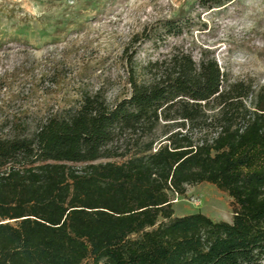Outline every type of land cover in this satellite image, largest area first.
Masks as SVG:
<instances>
[{"label":"trees","instance_id":"obj_1","mask_svg":"<svg viewBox=\"0 0 264 264\" xmlns=\"http://www.w3.org/2000/svg\"><path fill=\"white\" fill-rule=\"evenodd\" d=\"M148 68L113 105L85 94L31 136L0 137V264H264V85L229 82L207 53ZM203 182L232 197L231 221L175 215L172 194Z\"/></svg>","mask_w":264,"mask_h":264},{"label":"rangeland","instance_id":"obj_2","mask_svg":"<svg viewBox=\"0 0 264 264\" xmlns=\"http://www.w3.org/2000/svg\"><path fill=\"white\" fill-rule=\"evenodd\" d=\"M203 1L0 0V137L31 136L48 117L77 109L85 94L100 93L113 105L129 96L132 71L138 81H148L149 63L177 51L197 62L207 53L229 82L246 81L259 90L264 0ZM170 19L183 25L181 33L165 31ZM164 131L159 126L143 140L159 142ZM215 131L214 124L203 125L194 135L211 137ZM172 198L175 215L233 219L232 197L212 183L188 185L184 195Z\"/></svg>","mask_w":264,"mask_h":264}]
</instances>
